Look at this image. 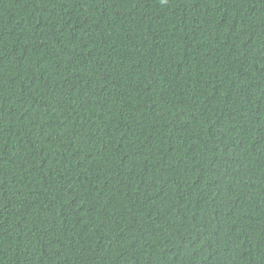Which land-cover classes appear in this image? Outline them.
Listing matches in <instances>:
<instances>
[{
	"label": "trees",
	"instance_id": "1",
	"mask_svg": "<svg viewBox=\"0 0 264 264\" xmlns=\"http://www.w3.org/2000/svg\"><path fill=\"white\" fill-rule=\"evenodd\" d=\"M0 264H264V0H0Z\"/></svg>",
	"mask_w": 264,
	"mask_h": 264
}]
</instances>
